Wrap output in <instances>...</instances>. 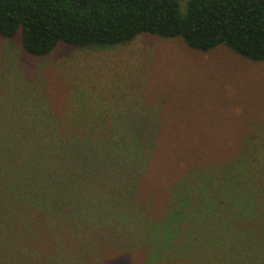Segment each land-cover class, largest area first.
I'll use <instances>...</instances> for the list:
<instances>
[{"label": "trees", "instance_id": "obj_1", "mask_svg": "<svg viewBox=\"0 0 264 264\" xmlns=\"http://www.w3.org/2000/svg\"><path fill=\"white\" fill-rule=\"evenodd\" d=\"M142 33L181 37L201 51L223 44L264 61V0H186L184 6L181 0H0V34L38 57L59 42L103 47ZM43 119L26 113L8 122L0 117V264H89L77 248L78 232L112 224L120 205H147L145 191L154 195L151 178L142 183L138 174L157 160L166 135L122 125L110 133L88 127L68 134L41 129L53 124L43 125ZM99 158L106 163L101 173ZM235 171L223 181L216 175L197 181L209 207L202 215L191 213L179 189L173 190L147 238L151 261L166 252L186 264H264L262 233L253 225L259 199ZM181 184L182 178L173 188ZM132 218L128 213L124 223Z\"/></svg>", "mask_w": 264, "mask_h": 264}, {"label": "rangeland", "instance_id": "obj_2", "mask_svg": "<svg viewBox=\"0 0 264 264\" xmlns=\"http://www.w3.org/2000/svg\"><path fill=\"white\" fill-rule=\"evenodd\" d=\"M24 113L44 116L43 125L54 124L41 129L57 127L68 134L88 127L110 133L122 125L166 135L156 148L157 160L138 174L142 183L150 176L154 195L145 191L149 201L143 209L118 206L112 224L80 230L76 244L85 252L83 261L184 264L166 252L149 259L152 224L177 189L190 212L202 215L209 207L196 190L197 181L207 175L221 179L233 169L252 183L250 193L259 199L253 225L262 233L264 253V61L244 58L223 44L194 50L181 37L147 33L103 47L59 42L38 57L0 34V117L8 122ZM97 163L104 172L105 161L99 158ZM180 178L181 188H173ZM134 198L132 194V203ZM128 213L133 218L126 225ZM47 244L51 250L53 243Z\"/></svg>", "mask_w": 264, "mask_h": 264}]
</instances>
